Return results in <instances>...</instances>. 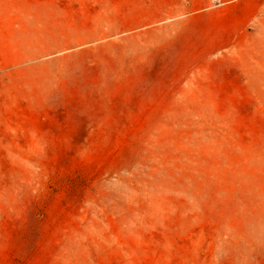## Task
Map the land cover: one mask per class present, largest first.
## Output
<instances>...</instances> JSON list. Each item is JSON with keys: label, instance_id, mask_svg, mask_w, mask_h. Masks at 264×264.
I'll list each match as a JSON object with an SVG mask.
<instances>
[{"label": "rangeland", "instance_id": "1", "mask_svg": "<svg viewBox=\"0 0 264 264\" xmlns=\"http://www.w3.org/2000/svg\"><path fill=\"white\" fill-rule=\"evenodd\" d=\"M0 264H264V0H0Z\"/></svg>", "mask_w": 264, "mask_h": 264}, {"label": "built area", "instance_id": "2", "mask_svg": "<svg viewBox=\"0 0 264 264\" xmlns=\"http://www.w3.org/2000/svg\"><path fill=\"white\" fill-rule=\"evenodd\" d=\"M217 4H226L227 2L231 1V0H215Z\"/></svg>", "mask_w": 264, "mask_h": 264}]
</instances>
